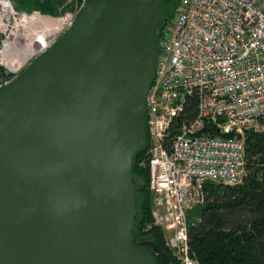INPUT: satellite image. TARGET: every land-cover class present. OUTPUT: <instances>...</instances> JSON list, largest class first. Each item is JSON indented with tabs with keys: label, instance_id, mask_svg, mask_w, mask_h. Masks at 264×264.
I'll return each mask as SVG.
<instances>
[{
	"label": "water",
	"instance_id": "1",
	"mask_svg": "<svg viewBox=\"0 0 264 264\" xmlns=\"http://www.w3.org/2000/svg\"><path fill=\"white\" fill-rule=\"evenodd\" d=\"M162 10V0H86L0 87V264H157L153 244L136 240L131 171Z\"/></svg>",
	"mask_w": 264,
	"mask_h": 264
},
{
	"label": "built area",
	"instance_id": "2",
	"mask_svg": "<svg viewBox=\"0 0 264 264\" xmlns=\"http://www.w3.org/2000/svg\"><path fill=\"white\" fill-rule=\"evenodd\" d=\"M85 2L68 0L70 11L48 19L55 24L49 39L19 62L9 51L20 47L12 28L23 16L11 0H0V67L10 73L0 77V87L68 30ZM173 3L158 33L141 165L149 172L152 217L165 247L177 264H197L188 253V213L204 203L205 182L241 181L244 133L264 132V0Z\"/></svg>",
	"mask_w": 264,
	"mask_h": 264
},
{
	"label": "trees",
	"instance_id": "3",
	"mask_svg": "<svg viewBox=\"0 0 264 264\" xmlns=\"http://www.w3.org/2000/svg\"><path fill=\"white\" fill-rule=\"evenodd\" d=\"M16 11L60 17L71 10L68 0H11ZM171 10H162L163 23ZM160 33V32H158ZM2 36L0 35V41ZM0 77L5 71L0 67ZM188 106L193 108V103ZM193 104V105H192ZM188 114V113H187ZM185 115V114H184ZM244 140V175L234 185L205 182L204 203L195 207V219L188 217V250L197 264H264V132L247 131ZM143 147L133 156L131 175L136 183L138 222L137 241H150L157 264H177L165 247L162 229L154 225L149 172L141 165ZM146 239V240H145Z\"/></svg>",
	"mask_w": 264,
	"mask_h": 264
},
{
	"label": "bare ground",
	"instance_id": "4",
	"mask_svg": "<svg viewBox=\"0 0 264 264\" xmlns=\"http://www.w3.org/2000/svg\"><path fill=\"white\" fill-rule=\"evenodd\" d=\"M63 21L57 20L56 24H61ZM54 25L55 24L53 21L48 19L44 20L38 16L32 19L31 18L19 19L15 25L16 33L13 35V40L15 42H18L19 41L18 39H20L22 42L25 43L24 44L25 47L19 50L17 48L15 49L14 46H11V50L9 51V58L14 57L13 53H15L18 56L19 62H21L24 58L28 57L31 53V48L33 47L35 42H38L39 40L44 42L49 39V37L51 36L50 32L54 28ZM34 27H40V28L42 27V30L37 32L40 33L39 38L31 36L32 33L30 32V29Z\"/></svg>",
	"mask_w": 264,
	"mask_h": 264
},
{
	"label": "rangeland",
	"instance_id": "5",
	"mask_svg": "<svg viewBox=\"0 0 264 264\" xmlns=\"http://www.w3.org/2000/svg\"><path fill=\"white\" fill-rule=\"evenodd\" d=\"M171 10V3L170 4H166V5H164L163 6V11L165 12V13H168L169 11ZM17 12H19V11H17ZM19 13H21L22 14V16H23V19L25 18H35V17H40V18H42V19H44V20H46V19H50V18H53V16H50V15H43V14H41V13H39V12H37V11H34V12H32V13H25V12H19ZM52 21V20H51ZM12 26H13V24H12ZM54 28H55V25H54ZM16 26H15V24H14V26H13V28H12V33H13V35L16 33ZM40 29V30H39ZM42 30V27L40 28V27H34V28H31L30 29V32L32 33V37H37V38H39V34L40 33H37V32H39V31H41ZM37 34V35H36ZM19 40V42L21 41L20 39H18ZM17 43V42H16ZM36 43V42H35ZM35 43H34V45H35ZM25 43L24 42H20V44H19V46L20 47H18V43L16 44V46L21 50V49H23L24 47H25V45H24ZM33 45V46H34ZM34 49V47H32L31 48V50H33ZM195 215H196V211H190L189 213H188V217H190V218H192V219H195L196 217H195ZM146 240V239H145Z\"/></svg>",
	"mask_w": 264,
	"mask_h": 264
},
{
	"label": "flooded vegetation",
	"instance_id": "6",
	"mask_svg": "<svg viewBox=\"0 0 264 264\" xmlns=\"http://www.w3.org/2000/svg\"><path fill=\"white\" fill-rule=\"evenodd\" d=\"M175 7L172 8V13L170 14L171 16L173 15V11H174Z\"/></svg>",
	"mask_w": 264,
	"mask_h": 264
}]
</instances>
